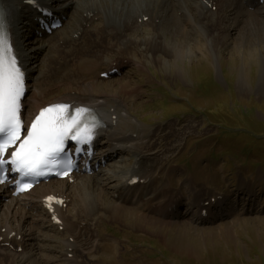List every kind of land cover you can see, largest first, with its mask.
<instances>
[{
  "label": "rangeland",
  "instance_id": "1",
  "mask_svg": "<svg viewBox=\"0 0 264 264\" xmlns=\"http://www.w3.org/2000/svg\"><path fill=\"white\" fill-rule=\"evenodd\" d=\"M74 14L73 9L69 18H73ZM65 23L57 32L41 39H55ZM241 25L238 24V27ZM238 27L230 33L232 36L216 55H202L195 50L192 57L173 63L168 58L170 63L165 61L162 64L160 61L158 65L149 63L141 66L134 62L124 65L115 77L92 82V93L99 95L102 92L109 100L108 105L113 102L110 94L104 92L113 93L109 88L115 86L116 90L119 87L115 93L121 94L122 85L129 79L132 86L141 85L139 93L144 92L132 98L122 95L126 105L119 106L117 110L126 115L128 121L120 120V117L118 124L108 126L110 128L105 131L118 136L126 149H113L112 158L104 160L91 177L83 178L97 177L94 188L104 194L102 202L106 204L112 199L116 186L123 183L122 173L145 154V144L155 143L153 150H147L148 154L173 150L168 152L166 161L155 167L161 169L158 174L160 172L164 178L167 172L170 173L169 180L177 189L176 193L183 192L187 198L192 196L183 188L186 182L207 195L224 192L228 196L226 205H234L231 213L216 221L206 218L197 223L184 216L176 223L166 224L165 221L157 222L161 219L156 217L130 219L123 214L101 210L96 216L107 215L108 219L93 225L90 220L95 215L92 219L86 216V226L81 228L85 222L80 223V217L77 219L74 216L78 206L68 204L67 213L72 212L78 234L80 229L86 235L97 230L86 240L93 239L92 243L96 244L106 237L117 245L115 249L109 243L102 248H94L82 246L81 243H85L81 235L76 243L70 232L63 233L61 223L52 225L36 202L34 207L29 205L28 200L33 199V194L18 199L26 207V214L24 209L17 211L19 204L8 212L6 206L9 199L6 198L0 201V231L5 232L2 225L9 224V229L15 228L14 231L21 234L18 233L17 237L23 243L9 251L11 254L5 260L8 264H30V259L36 264L37 261L40 264H63L65 257L73 258L72 253L62 254L70 242L76 243L75 248L79 247L83 252L81 258L85 264H264V42L254 39V30L247 29L249 34H246L242 27ZM144 29L146 33L148 29ZM28 33H22L23 41ZM25 48L28 53V47ZM37 56L33 63L34 74L43 82L51 80L53 69L62 65L64 56L56 55L48 47L39 51ZM138 59L141 60L140 57ZM24 60L29 63L31 58L26 55ZM212 74L213 81L210 79ZM72 75L76 76L75 73ZM71 79L78 89L89 86L84 82L80 85L77 77ZM65 89L59 84V88L45 98L58 97ZM208 103L210 105L206 106ZM222 130L228 131L231 137L221 133ZM243 132L250 133L251 138L239 135ZM252 139H256L254 154L246 159L241 149ZM169 144L170 147H167ZM186 144H189L187 148ZM100 150L111 152L107 144H103L97 152ZM108 175L112 178L108 179ZM80 179L76 178V181ZM82 194L91 205L88 208H93L94 204V207L96 204L100 206V201L97 203L95 200L93 204L91 196H94L91 192L89 194L87 187L82 189ZM173 197L175 200L178 198L176 194ZM11 203L16 201L11 199L8 207ZM82 203H85L84 200ZM88 210L84 215L88 214ZM82 211L79 209V215ZM139 224L144 228H140ZM34 235L37 236L35 240ZM88 249L92 251L84 255ZM5 261H0V264H6Z\"/></svg>",
  "mask_w": 264,
  "mask_h": 264
},
{
  "label": "bare ground",
  "instance_id": "2",
  "mask_svg": "<svg viewBox=\"0 0 264 264\" xmlns=\"http://www.w3.org/2000/svg\"><path fill=\"white\" fill-rule=\"evenodd\" d=\"M0 1L6 9L9 18L15 51L19 56H24V46L29 45L31 49L29 53L31 62L29 65L24 66L28 71L27 78L30 80L28 86L29 89L31 88L24 102V112H26V114L28 110H31L32 113L38 111L47 103L61 99L66 100L68 103L82 104L92 109L99 110L107 120L108 112L103 109L106 105L108 106V98L101 94L102 92L98 93L99 95H95L91 90L94 86L92 82L99 80V74L103 71L111 70L113 66L123 67L126 64L130 65L134 62H138V65L141 66H146L149 63L158 65L160 61H162V64L165 61L170 63L168 59L173 63L175 61L177 62V60H184L186 57H192L195 50L199 51L202 55L207 54L211 56V53L216 55L219 53V48L226 45V42L232 36L230 33L235 31L240 23L244 26L242 27L241 25L239 27H242L241 29L246 31V34L248 33L247 29L251 31L254 30L256 33L254 39L258 38L257 41L261 40L264 42V1L260 0ZM32 2L50 6L53 8L54 13L65 15V27L56 34L57 37L55 39L50 40L52 42L43 41L35 36V23L33 21L35 8H33ZM73 9L75 14L73 18L70 19L69 16L70 13L73 12ZM178 12H180V14H178ZM67 19H69V21H67ZM208 25L209 28H206ZM28 28H30L28 38L23 41L19 34ZM59 28L55 31H58ZM144 28L148 29L146 33ZM105 35H107V38ZM236 38H238V36ZM237 41L238 39L236 42ZM45 47L52 49L56 52V55L62 54V56H64V61L61 66H55L53 69L54 76L51 77V80L43 82L41 78L36 77L34 74L35 70L33 63L35 61L34 58L38 57L39 51H42ZM138 57H140L141 60H139ZM74 73L76 76L72 75ZM71 77H77L80 85L84 82V84H88L89 86L83 89H81L80 86V89H78ZM131 83L132 80L129 79L127 83L122 85L123 89L120 91L121 94L115 93V91L119 89L118 87L116 90L115 86L108 87L112 89L110 91L113 93L104 92L106 95L110 94L113 105L116 104L115 109L118 106L126 105L122 95H127L126 97L132 98L139 97L140 93L144 92L142 90L139 93L141 85L132 86ZM59 84H63L66 87L60 98L46 100V95L57 89ZM73 86H75V88H73ZM69 88L72 90H68ZM67 90L68 92L65 93ZM93 92L96 93L95 91ZM104 97L106 99H99ZM123 102H125V104ZM28 116L30 117L31 114ZM123 116L124 115L118 112L115 118V121H117L116 124L122 119L128 121V117L126 115ZM120 117L121 119L119 120ZM106 120L105 126L108 121L111 122V124L113 122L111 118ZM103 130L102 127L101 131ZM113 136L114 135L110 133L107 139L102 142H106V144L109 145L110 142H114L115 140ZM115 144H118V141ZM148 144L149 143H146L144 146L146 151L144 150L145 152L143 153L145 154L140 157L141 161L139 168L137 170H133V168L128 170V173L130 171V176L125 174L123 184L115 188V191L118 192V197L117 199L112 197L110 200L111 202L108 201L106 204L102 202V197H105L104 194L99 193L98 189H95L97 177L83 179L86 176L91 177L87 174H83L80 181L71 186L64 183L43 184L32 188L28 193L23 195L28 196V194L34 193L33 199L28 200L30 201L29 205L34 207V203L36 202V204H39L44 209L45 214L51 216L52 213L48 212V208L43 205L42 199L44 196L58 191L62 193L65 198L68 197L70 203L78 206L74 216L77 219L80 217V223L85 222L86 216L90 219L95 215L93 220H90V224L92 223L93 225H97L101 221L108 219L107 215L98 214V216H96L97 212L101 210H109L111 213L114 212L120 215L123 214L124 217L130 219L147 218V216L156 217L158 220L161 219L157 222L165 221L166 224L176 223L177 220L184 215L186 217L189 215L188 218L193 222L196 219L194 214H198V217L201 218V211L203 209L206 210L208 216L212 220L218 218L221 210H223L224 213H231L232 208L225 210L226 207L222 205L227 199V194H222V200H216L215 198L214 203H212L210 198L204 199L202 194L198 192L195 193L193 198H186L181 193H176L177 189L171 188L169 180L170 174L166 173V177L162 178L158 174V171L161 169L155 167L161 164L163 160L166 161L168 152L173 150L168 149L159 154H148L147 150H153L155 143ZM147 145L148 148H146ZM167 147H170V144L167 145ZM173 147L175 148L176 146ZM99 154H101L100 159L112 157L111 153H107V151H101ZM131 174H138L143 181L131 186L128 185L127 181L130 179ZM108 178H112V176L109 175ZM83 182L88 185L83 184ZM86 187L88 188L89 194L91 192L95 198L91 196L93 204L100 201V206L96 204L97 206L94 207V204L92 205L93 208H88V206L91 205L85 201L82 194V189ZM79 189H81V191H79ZM93 189L95 190L93 191ZM216 193L212 194V196L215 197V194H219L218 192ZM75 194L79 195L81 200L78 196H75ZM172 194H176L178 198L175 200ZM4 198H9V202L11 199L12 201H16V203H11L10 207H8L9 202L7 203L6 208L8 212L12 211L16 204L20 205L17 211L26 209V207L18 201V197L13 198L8 188L2 185L0 186V200ZM83 200L85 203H82ZM205 200H209L206 206L204 203ZM76 202L79 204H76ZM85 206L87 208H85ZM183 206L184 212L180 211ZM52 207L54 210L53 213L59 212L61 215V223L64 226L62 230L63 233L64 231L70 232V235L74 237L76 243L77 238L81 235V237H84L83 240L85 243V245L81 243L82 246L102 248L104 244L109 243L113 246V249L117 248L116 243L110 238L102 237L96 244L92 243L93 239L86 240L91 238V235L96 233L97 230L89 233L90 235H86L81 233L80 229L78 234L75 221L72 220V212L67 213V211L64 210L66 212L64 213L63 208H59L56 205ZM79 209L83 210L82 215H79ZM87 210L88 214L84 215ZM196 210L198 212H194ZM26 212L28 211L25 210V214ZM77 213L78 215H76ZM86 222L81 228L86 226ZM128 224H131V222ZM2 226H6V229L10 227L9 224H3ZM139 227L144 228L141 224H139ZM85 230L87 231V229ZM9 232L3 233L0 231V261H5L11 254L10 247L19 246L22 243L18 241L16 236H9ZM33 239H37V236L34 235ZM6 243H8V246H6ZM76 243L70 242V244H67V248L70 250L66 248V252L62 254L66 256V254L70 252L73 254V258L65 257L63 264H85L83 258H81L83 252L80 251L79 247L75 248V245H77ZM91 251V249H88L84 255H88ZM77 257H80V259ZM6 261L5 263L8 264ZM30 261V264H36V261L31 259ZM45 261H48V259ZM46 263L48 262H45V264ZM37 264H40V261H37Z\"/></svg>",
  "mask_w": 264,
  "mask_h": 264
},
{
  "label": "snow or ice",
  "instance_id": "3",
  "mask_svg": "<svg viewBox=\"0 0 264 264\" xmlns=\"http://www.w3.org/2000/svg\"><path fill=\"white\" fill-rule=\"evenodd\" d=\"M24 93L25 72L9 43L8 33L0 31V172L10 165L11 171L21 177L42 176L46 174L45 170L54 168L58 169L56 174L67 175L72 165L70 159H60L65 153L64 145L69 139L78 144L91 141L96 124L93 122L89 126L84 117L92 110L76 108L75 115L69 120L65 118V113L70 112V105H50L40 110L27 127V134L22 137L25 129L21 117ZM17 184L20 190L31 187L21 181ZM47 199L51 201L53 197Z\"/></svg>",
  "mask_w": 264,
  "mask_h": 264
}]
</instances>
